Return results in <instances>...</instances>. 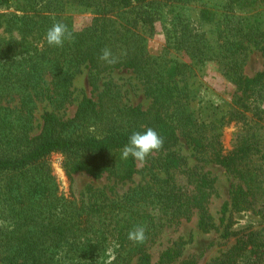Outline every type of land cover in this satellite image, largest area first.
<instances>
[{"label":"trees","instance_id":"trees-1","mask_svg":"<svg viewBox=\"0 0 264 264\" xmlns=\"http://www.w3.org/2000/svg\"><path fill=\"white\" fill-rule=\"evenodd\" d=\"M182 3L0 0V264H131L134 259L135 264H150L146 246L177 219L196 211L198 228L207 231L213 226L208 204L214 180L175 154L182 143L233 175L231 209L264 207L259 135L247 131L229 151L218 140V130L232 121L248 125L254 118V124L262 120L257 110L264 99V71L250 77L243 67L250 46L264 55V0L201 4L194 19L179 16L174 37L173 47L188 61L151 54L148 40L161 8L180 9ZM75 10L88 15L87 23L75 25ZM57 21L74 34L62 47L44 40ZM197 22L194 29L188 24ZM105 47L119 57L117 64L98 59ZM208 63H215L235 88L236 101L229 106L224 102L227 110L221 116L212 100L204 106L197 102L195 68ZM82 69L88 70L93 88L107 72H134L150 105H130L107 88L95 98L83 96L66 117L75 103L72 81ZM147 127L164 138L163 148L147 158L149 181L102 198H67L59 192L50 155L62 156L68 177L84 173L130 182L138 162L121 159V150L133 131ZM136 225L146 226L143 244L127 239ZM234 236V245L209 264H264V229L231 232L226 226L221 233L223 238ZM179 247L167 249L162 262L174 261Z\"/></svg>","mask_w":264,"mask_h":264},{"label":"rangeland","instance_id":"rangeland-1","mask_svg":"<svg viewBox=\"0 0 264 264\" xmlns=\"http://www.w3.org/2000/svg\"><path fill=\"white\" fill-rule=\"evenodd\" d=\"M225 1L183 0V3L179 6L180 9H176L178 7L174 6L171 8H161L160 15L157 17L158 19L155 23L154 34L148 40V51L153 55L163 52L166 53L168 59L187 62V57L183 56L181 51H177L173 47L176 30L180 25L179 18L181 16H189L190 19H194L195 13H197L196 7L201 4L209 6L222 5ZM258 6L255 5V7ZM73 15L77 27L87 23L86 16L88 15L85 12L75 10L73 11ZM188 24L194 29L197 25H200V22ZM249 48L250 51L247 54L243 71L245 75L251 77L257 72L264 71V55L253 46ZM194 73L196 76L193 80L195 81V86L199 89L197 102L199 101L204 106L207 100H212L215 105H218L219 108L217 110L222 111L219 113V116H221L227 110L224 102L229 106L236 101L232 97V94L234 95L235 93V88L221 75L215 63H208L204 67L196 66ZM88 76V70L82 69L74 77L72 89L74 91L73 97L75 98V103L67 108L66 117L72 116L75 111L76 101H79L83 96L95 98L97 94L107 88L112 92H119L122 101L130 105H140L142 108H147L150 105V98L146 96L139 77L132 71L115 70L107 72L101 75L97 83V88H93L90 85ZM42 110L43 105L38 110V118ZM257 112H260L258 117L262 118L257 124H254L256 122L255 118L252 121L250 120L248 125L246 123L232 121L218 130V140L226 151L235 148L238 140L247 131H254L260 137L261 155H264V99L258 102ZM204 114L208 115L209 112H205ZM247 117L251 119L253 116L247 114ZM175 154L184 157L188 167L198 166L202 172L208 173V177L214 180L213 193L208 204V212L211 216L213 226L207 231L199 229L197 225L198 214L196 211H193L188 219H177L179 220L178 222L161 229L146 246L145 253L149 256L150 264H180L183 261L193 264H209L212 260L219 257L222 252L233 246L236 241V236L228 238L221 237V233L226 226H229L231 232L258 231L264 229V207H256L254 211H235L231 209L230 190L236 181L229 171L211 162L209 157L201 160L202 157L195 154L185 143L175 148ZM47 161L50 164L52 175L56 178L59 185V192L67 198L74 197L78 199L81 197L87 199L92 194L99 198L104 197L105 194H111L112 196L115 193L121 194L128 189L142 186L150 180L149 166L151 165V161L143 165L138 163L137 173L130 182H118L114 178L107 177L106 175L100 178H93L84 173H76L68 177L62 168V156L52 154L47 158ZM174 247H179V256L174 261L167 262L164 259L162 262L164 258L162 257L163 253L167 249ZM111 252L112 250L108 249L105 254L109 255ZM135 263L136 259L131 264Z\"/></svg>","mask_w":264,"mask_h":264},{"label":"clouds","instance_id":"clouds-1","mask_svg":"<svg viewBox=\"0 0 264 264\" xmlns=\"http://www.w3.org/2000/svg\"><path fill=\"white\" fill-rule=\"evenodd\" d=\"M44 40L49 46L62 47L64 42L73 41L74 34L68 25L57 21L46 31ZM122 52L121 55H126ZM98 59L111 66L119 62V57L114 55L108 47L101 49ZM164 146V138L153 128L147 127L143 132L133 131L128 138V143L121 150V159L131 157L134 161L143 165L147 158L154 152H159ZM146 226L136 225L129 230L127 239L134 244H143L147 240Z\"/></svg>","mask_w":264,"mask_h":264}]
</instances>
